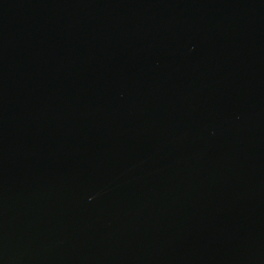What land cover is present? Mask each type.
I'll use <instances>...</instances> for the list:
<instances>
[{
    "label": "water",
    "instance_id": "1",
    "mask_svg": "<svg viewBox=\"0 0 264 264\" xmlns=\"http://www.w3.org/2000/svg\"><path fill=\"white\" fill-rule=\"evenodd\" d=\"M0 264H264V0H0Z\"/></svg>",
    "mask_w": 264,
    "mask_h": 264
}]
</instances>
